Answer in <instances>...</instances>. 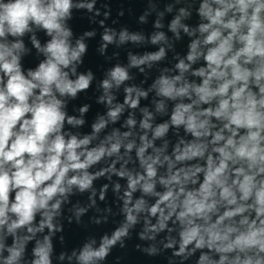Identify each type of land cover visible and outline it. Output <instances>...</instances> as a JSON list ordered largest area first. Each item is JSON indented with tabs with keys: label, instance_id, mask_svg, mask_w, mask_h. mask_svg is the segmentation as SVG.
<instances>
[{
	"label": "clouds",
	"instance_id": "9594fccd",
	"mask_svg": "<svg viewBox=\"0 0 264 264\" xmlns=\"http://www.w3.org/2000/svg\"><path fill=\"white\" fill-rule=\"evenodd\" d=\"M94 4L0 0V38L23 37L32 31L30 22L51 37L43 48L33 37L45 59L27 75L15 54L22 41L0 43V264H52L51 235L63 230L53 220L62 204L75 192L93 189L104 170L90 169L105 158L119 159L122 146L129 153L136 147L139 168L115 173L126 180L123 220L111 237L101 238L98 250L86 245L78 261L106 259L117 242L124 247L130 230L142 224L140 239L154 241L164 234L163 249L171 250L180 264H264V0H198L200 23L192 30L180 24V17L191 13L180 9L171 30L182 27L199 37L189 43L188 63L181 59L176 64L180 75L161 77L158 94L175 103L169 120L156 126L152 140L142 135L139 146L134 141L122 145L119 138L92 145L95 134L106 127L103 119L92 125L93 135L80 137L65 129V124L76 127L84 121L68 115L61 98L74 99L87 90L92 73L72 80L65 71L73 62L82 63L87 46L77 40L72 47L71 29L63 22L71 18L73 7L92 11ZM112 39L106 30L101 51ZM161 39L162 33L152 42ZM164 55L161 48L148 59ZM197 61L202 63L193 67ZM143 62L133 60L134 65ZM71 71L76 72L74 67ZM185 73L200 82H189ZM110 75L117 85L128 79L119 66ZM102 86L111 84L104 80ZM137 104L132 100L130 106ZM87 111V106L80 108L82 114ZM120 112V107L110 109L108 116L115 122ZM149 115L141 123L146 130L152 128ZM181 127L185 137L170 153L167 143L164 151L155 147L156 139ZM85 211L77 210V221ZM45 229L49 234L29 253L28 243ZM146 251L155 255L158 250L153 245Z\"/></svg>",
	"mask_w": 264,
	"mask_h": 264
}]
</instances>
